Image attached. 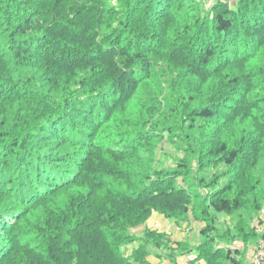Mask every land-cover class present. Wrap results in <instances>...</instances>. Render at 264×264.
<instances>
[{
    "label": "trees",
    "instance_id": "1",
    "mask_svg": "<svg viewBox=\"0 0 264 264\" xmlns=\"http://www.w3.org/2000/svg\"><path fill=\"white\" fill-rule=\"evenodd\" d=\"M183 1L0 0V264H149L130 230L151 211L185 201L165 212L177 218L192 199L206 225L255 198L264 0H214L204 16ZM165 135L199 171L224 164V184L188 195L185 165L145 162ZM211 246L196 252L207 264H243Z\"/></svg>",
    "mask_w": 264,
    "mask_h": 264
},
{
    "label": "rangeland",
    "instance_id": "2",
    "mask_svg": "<svg viewBox=\"0 0 264 264\" xmlns=\"http://www.w3.org/2000/svg\"><path fill=\"white\" fill-rule=\"evenodd\" d=\"M214 0H184L183 8H188L192 13L204 16L211 10V3ZM228 2L229 0H221ZM232 1V0H231ZM116 5L115 2L112 3ZM141 91V90H140ZM203 124L202 122H200ZM206 128L211 129L206 122ZM204 126V125H203ZM200 131L184 130L189 136H198ZM206 137V136H205ZM170 137H164L163 141L154 144L152 151L150 148L143 149L141 156L145 162H155L154 169H168L169 171L179 170L177 165H185L186 176L177 178L176 185L180 182L187 187V194L190 195V186L195 185L197 181L203 180L205 187L201 184L197 187L196 193L201 197L215 192L227 180L225 177L228 168L224 164H216L210 168L199 171L197 160L193 154L188 153V144L184 141L170 142ZM186 138V137H185ZM169 140V141H168ZM150 151V152H149ZM153 153V154H152ZM157 162V163H156ZM178 173L181 171H177ZM254 179L252 184L255 186V198H250L248 205L230 215H222L218 218H206V225L193 215V208L196 205L194 200L185 203L187 213L179 217H169L165 212L171 215L177 214L185 201L173 203H164L160 210L151 211L150 215L138 226L132 228L130 233L135 238H141L145 244V260L149 264H207L206 260L199 258L197 249L208 242H211V248L218 245L221 250L229 249L231 256L237 260H241L243 264H251L255 256V250L260 243L264 241V161H259L254 169ZM236 175V173H235ZM216 176V180H214ZM184 178V180H182ZM260 180V182L258 181ZM186 182L187 186L184 184ZM216 182L215 185H211ZM193 195V193H192ZM258 204L259 207L253 206ZM205 208V204L203 209ZM258 208V209H257ZM202 209V210H203ZM164 212V213H163ZM211 226V229L209 230ZM236 226H243L246 233L245 240L247 242L235 241L229 238L238 234L239 230ZM226 231L228 235L226 236ZM240 234H245V233ZM222 236V237H218ZM158 237L160 239L156 240ZM227 244V245H225ZM238 253H235V251ZM222 260V259H221ZM217 264H231L219 261ZM264 264V263H263Z\"/></svg>",
    "mask_w": 264,
    "mask_h": 264
},
{
    "label": "built area",
    "instance_id": "3",
    "mask_svg": "<svg viewBox=\"0 0 264 264\" xmlns=\"http://www.w3.org/2000/svg\"><path fill=\"white\" fill-rule=\"evenodd\" d=\"M264 259V241L259 244L255 250V256L251 264H261V261Z\"/></svg>",
    "mask_w": 264,
    "mask_h": 264
}]
</instances>
